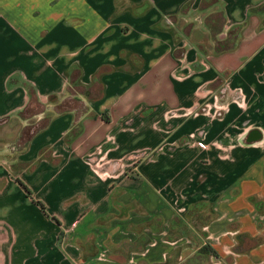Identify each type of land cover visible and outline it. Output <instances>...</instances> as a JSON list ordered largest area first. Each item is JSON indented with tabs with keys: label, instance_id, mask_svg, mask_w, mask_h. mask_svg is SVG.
<instances>
[{
	"label": "crops",
	"instance_id": "obj_1",
	"mask_svg": "<svg viewBox=\"0 0 264 264\" xmlns=\"http://www.w3.org/2000/svg\"><path fill=\"white\" fill-rule=\"evenodd\" d=\"M0 264H264V0H0Z\"/></svg>",
	"mask_w": 264,
	"mask_h": 264
},
{
	"label": "trees",
	"instance_id": "obj_2",
	"mask_svg": "<svg viewBox=\"0 0 264 264\" xmlns=\"http://www.w3.org/2000/svg\"><path fill=\"white\" fill-rule=\"evenodd\" d=\"M17 181L21 184V186L23 187V189L25 190V192L27 193V195L29 196V197H31V198H33V194H32V191H31V189L23 182V181H21L20 179H17ZM35 201V203L38 205V206H40L44 211H46V207H45V205H44V203H42L41 201H39V200H34ZM208 249V247L207 248H205V250H207Z\"/></svg>",
	"mask_w": 264,
	"mask_h": 264
},
{
	"label": "rangeland",
	"instance_id": "obj_3",
	"mask_svg": "<svg viewBox=\"0 0 264 264\" xmlns=\"http://www.w3.org/2000/svg\"><path fill=\"white\" fill-rule=\"evenodd\" d=\"M224 32H227L228 33V31H226V29H225V31Z\"/></svg>",
	"mask_w": 264,
	"mask_h": 264
}]
</instances>
